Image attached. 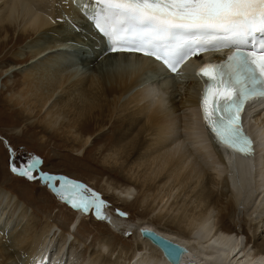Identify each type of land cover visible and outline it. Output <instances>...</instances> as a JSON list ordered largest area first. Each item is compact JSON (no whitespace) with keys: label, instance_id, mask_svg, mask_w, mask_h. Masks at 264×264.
<instances>
[{"label":"bare ground","instance_id":"6f19581e","mask_svg":"<svg viewBox=\"0 0 264 264\" xmlns=\"http://www.w3.org/2000/svg\"><path fill=\"white\" fill-rule=\"evenodd\" d=\"M88 1L82 0L80 6L75 0H0V31L4 27L1 22L8 19L14 37L25 38L11 53L14 62H18L9 65L0 75V102L6 88L4 79L18 72L23 79L17 81L19 86L11 87L7 96L9 104L19 108V114L27 115L26 119L30 120L49 104L41 119L29 123L40 120L46 130L64 134L70 149L87 152L108 130L112 131L101 141L100 150L114 152L103 157L102 163L127 162L146 170L142 171L143 179L138 175L125 178L121 183L124 188L115 187L111 195H117L125 207L123 210L131 211L142 205V215L152 213L153 216L127 224L125 228L118 218L112 222L120 225L123 232L134 235L136 241L128 244L133 246L131 259L120 254L112 259L116 251L104 250L107 244L113 248L118 246L116 243L121 237L117 233L107 238L106 245L99 241L98 250L91 253L93 256L83 255L86 258L76 261L75 255L65 256L74 249L67 237L61 238L63 243L56 251L51 247L55 223L43 224L39 233V219L34 218L33 209L1 184L0 264H30L41 255L47 256L46 253L56 264H126L127 258L130 259L127 264H171L158 245L142 236V228L156 230L185 246L187 252L180 264H264V243L260 245L262 249L253 253L249 251L251 248L247 249L249 243L245 244L239 233L224 223L237 206L247 202L249 206L256 205L264 193V184L257 178L263 171L259 158L264 157V129H261L264 128V99L247 107L249 130L258 139L261 134V145L254 155H241L218 144L210 129L201 122L198 108L202 87L191 67L184 65L182 75H171L151 57L137 53L112 52L102 56L101 51L95 50L98 35L92 21L93 4ZM1 40L0 49L9 42V39ZM197 63L193 61L191 66ZM254 110L259 113L255 122L251 119ZM211 174L215 176L211 182L216 181L218 189L206 191ZM171 180L175 183L165 194L164 185ZM156 183L162 185L156 186ZM135 184L143 189L142 200L135 194ZM181 184L188 187L189 195L192 191L197 194V207L208 199L199 213L179 216L181 207L175 208L172 204L173 208L167 207L170 199L176 198L175 190ZM249 185L252 187L248 191ZM251 196H255L253 200ZM157 203L161 207H156ZM260 203L259 220L252 237L257 244L264 233V194ZM52 207V201L46 205L48 210ZM217 210L221 214L219 228L212 223ZM103 215L111 222L112 216L104 209ZM155 221L159 224H154Z\"/></svg>","mask_w":264,"mask_h":264},{"label":"snow or ice","instance_id":"6c2138e0","mask_svg":"<svg viewBox=\"0 0 264 264\" xmlns=\"http://www.w3.org/2000/svg\"><path fill=\"white\" fill-rule=\"evenodd\" d=\"M104 7L96 26L105 34L111 52L143 53L178 73L189 57L216 47H233L226 62H205L198 74L206 78L201 106L214 139L246 156L255 154L243 128L246 103L264 97V0H97ZM251 45V50H249ZM43 163L30 156L11 171L29 180L41 179L75 210L95 211L101 219L106 204L101 195L68 176L38 172ZM59 182V183H57ZM122 215H126L121 213ZM180 264L182 246L147 233ZM35 264H51L40 259Z\"/></svg>","mask_w":264,"mask_h":264},{"label":"rangeland","instance_id":"374dc122","mask_svg":"<svg viewBox=\"0 0 264 264\" xmlns=\"http://www.w3.org/2000/svg\"><path fill=\"white\" fill-rule=\"evenodd\" d=\"M8 23H10L8 19H4L1 22V24H4V27L0 31V40L2 39L1 41H4L6 39H9V42L4 44V46L0 49V75L3 70H5L9 65L16 64L18 62H14V59L11 57V53L25 40V38L19 40L17 39V37H14V30ZM22 77L23 76L17 72L16 74H11L4 79L6 88L3 91V97L0 102V185L2 184L3 187L8 191L13 192L15 195L20 197L25 202V204H27L28 208L33 209L34 212L32 213L34 218L37 217L39 219L37 224L39 233L40 231H42L41 226H43V224L45 225L49 221L55 223L56 226L53 227L55 236L53 237L54 239L51 240L53 242L51 247H53L55 251L56 248H59V246L63 243L61 238L67 237L70 246H72L73 244L72 248L74 249L72 250V254H66L65 256L67 257L69 255L72 257V255H75L73 256L74 258L76 257L74 260L77 259L76 261H81L83 255L87 258L93 256L91 253L98 250L97 246L99 241L104 242V245H106L105 243L107 242V240L118 233L121 237H118L116 243V245L118 246L113 248L111 245L107 244L106 247H108V249L105 247L104 250L106 252L116 251L112 259H114L118 254H120L124 258L129 257L131 259L133 246H130L128 244L135 242L136 239L134 238L133 234H129V231L123 232L120 225L124 226L125 228L127 224L129 225L133 222L135 223L139 219H150L153 215L152 213H149L148 215H142L144 207L139 203L138 205L140 206L136 207L135 209L132 208L131 211L123 210L122 208L125 209V207L124 205L120 204V201L117 199V195L113 196L111 194L114 191L112 189H114L115 187L121 186V188H124L121 183L123 184L125 178L129 176L134 178L138 175V178L143 179L142 171H145L146 169L143 167L138 168L135 166V164L132 165L129 163L128 165L127 162L123 164L102 163L103 157H105L109 153L111 154L114 152L107 151L105 153H102L100 150V145L107 137L106 134L112 133V131L108 130L103 139H99L98 142H96L93 147L87 149L88 151L86 152L81 149H70L67 144V139L66 137H64V134L61 135L59 133L57 134L46 130L43 127V124L40 123V120H38L39 122L37 121L36 123H29V121H33L37 118L41 119L45 114L44 109L46 111L49 104L42 110L40 114L36 116L35 119H26L27 115L24 116L25 114H19L20 109L17 107H12L7 100V96L8 93H10L12 86H15L16 84L19 86L17 81L22 80ZM258 110H254L255 115L251 116V119L253 121L255 120V117H259V113L257 115ZM59 121L60 123L62 122V117H60ZM261 129L264 128L261 127ZM262 140H264V135ZM13 154L14 162L18 166L23 165L30 156H39L42 159L43 163L40 165L38 172L35 173L37 177L39 176V172L68 176L71 179L82 182L83 184L87 185L89 189L99 193L101 195V198L106 201L103 209L106 210L110 216H112L111 222L109 220L99 218L96 215L95 211L86 213L83 210L73 209L68 203L61 200L58 194L54 192L41 179L37 178L34 180H29L23 176L13 173L11 171ZM263 154L264 153H262V155ZM259 161V165H261L260 167L263 171L257 178L262 184H264V157H261V159L259 158ZM211 172L212 170L209 172V174ZM211 175V180L206 183V191H209L211 189H218L216 181L211 182L215 177L213 174ZM172 181L173 180L164 185L166 186L164 187L165 194H168L169 188H171L175 183ZM206 181L207 180H205V182ZM161 183L163 184V182ZM162 184L156 183V186H161ZM183 185L184 184H181V186L177 185L178 187L176 188L174 193L176 198H174L173 196L168 202L169 205L167 204V207L170 209L173 208L171 207L173 205L175 208L181 207L179 208L180 211L178 212L179 216H184V214L190 216L195 211L199 213V210H201L204 205L208 204V199H206L205 201L202 200L201 205L199 204V207H197V194L192 191L189 195L188 187H185ZM133 187H136L135 194L138 193V197L140 199H143L142 187H140L139 184H135ZM251 187L252 186L249 185L248 191ZM177 189L178 191L180 190V192H177ZM104 194H106V196ZM263 194H261L260 196L263 197ZM244 197H246V195ZM251 197L250 199L253 200L255 196ZM262 197L258 198V200L255 202L256 205L253 204L249 206V203L247 202L245 204L237 206L235 210L231 212V215H228V220L226 219L225 222L223 221L226 224L228 223V225L231 226L235 232L239 233V238L242 239L245 244L249 243L247 249L249 250L251 248L249 251H253V253L258 252L260 248L262 249L263 247H260V245L264 243V233H261L260 237L257 239L259 241V244L253 241L252 238L256 227L255 225L259 220L257 214L260 209H258V207L261 206L260 202ZM179 198L181 199L180 201ZM51 201L53 204V209L48 210L46 209V205ZM157 205L156 207H161L160 205L162 204L157 203ZM59 210L61 211L58 212ZM73 212L76 214H74ZM121 213H124L126 215H122ZM220 215L221 214L218 213L217 210L212 217V223L214 224L215 228H219V226L222 225V223L219 222ZM170 217L172 220L173 217ZM117 218L120 219L119 221H121L119 222V226H115L112 223H115L117 221ZM80 219H82V221L81 224L78 225L79 228H77L76 225L78 224V221ZM176 219H178V217ZM123 222L126 223L123 224ZM63 223L65 224V226H63ZM154 224L157 225L159 224V222L155 221ZM169 224L170 223H168L167 225ZM106 227L109 228L107 231L104 229ZM70 230L71 232H69ZM84 244H89V246L86 247L84 246ZM118 248H121L122 252ZM86 257H83V259ZM129 258H127L126 264L129 262Z\"/></svg>","mask_w":264,"mask_h":264},{"label":"water","instance_id":"95a60500","mask_svg":"<svg viewBox=\"0 0 264 264\" xmlns=\"http://www.w3.org/2000/svg\"><path fill=\"white\" fill-rule=\"evenodd\" d=\"M141 233H142V236L144 237V238H147V239H149L151 242H152V244H156V245H158L161 249H162V251H163V254H164V256H165V258L167 259V261H169V263H171V264H174V262H173V259L165 252V250H164V248L160 245V244H158L151 236H149V235H147V233H156L157 235H159V236H162V237H164L163 235H161L160 233H158L156 230L155 231H153V230H151V229H147V228H142L141 229ZM166 240H170V239H168V238H166V237H164ZM171 241V240H170ZM173 242V241H172ZM174 244H176V245H179V246H182V248L183 249H186V247L185 246H183L182 244H180V243H177V242H173ZM185 252H187V251H182V252H180V253H178L179 255H180V261H181V258H182V256H183V254L185 253ZM181 263V262H180Z\"/></svg>","mask_w":264,"mask_h":264}]
</instances>
